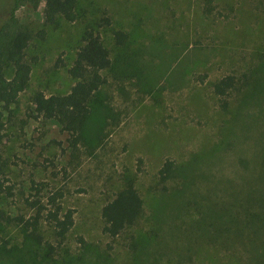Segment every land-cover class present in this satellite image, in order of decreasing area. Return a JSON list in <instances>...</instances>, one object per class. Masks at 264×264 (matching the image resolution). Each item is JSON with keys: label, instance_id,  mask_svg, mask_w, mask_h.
I'll list each match as a JSON object with an SVG mask.
<instances>
[{"label": "rangeland", "instance_id": "rangeland-1", "mask_svg": "<svg viewBox=\"0 0 264 264\" xmlns=\"http://www.w3.org/2000/svg\"><path fill=\"white\" fill-rule=\"evenodd\" d=\"M78 2L73 23L47 24V0L15 12L34 35L26 49L32 72L17 102L0 104V264L247 260L258 248L248 234L264 237V228L236 219L263 210L264 0H215L212 16L201 0ZM88 24H99L112 65L73 146L57 121L35 112L33 98L70 92L68 69ZM117 31L129 35L123 46ZM228 76L235 87L221 99L214 85ZM168 159L177 171L163 184ZM129 182L144 212L111 238L101 211ZM55 192L74 210L61 244L46 221L31 229L18 222L36 214L31 202L46 205ZM46 241L56 247L51 256Z\"/></svg>", "mask_w": 264, "mask_h": 264}, {"label": "trees", "instance_id": "trees-1", "mask_svg": "<svg viewBox=\"0 0 264 264\" xmlns=\"http://www.w3.org/2000/svg\"><path fill=\"white\" fill-rule=\"evenodd\" d=\"M41 1L0 0V12L4 15L3 20H0V104L3 110H9L17 102L20 94L27 89L32 72L31 65L26 61V49L34 35L29 28L19 25L15 12L22 5L31 3L38 6ZM201 1L205 14L212 16L215 11L213 5L215 0ZM47 2V24L59 20L73 23L80 17L78 0H47ZM104 21L106 24L110 23L107 19ZM97 27L99 24H88L84 28L81 43L68 69L69 75L75 80L70 92L51 97L38 92L33 98L35 112L46 119L57 121L72 137L73 146L80 142L84 127L90 119L91 99L106 83L102 72L112 65L110 51L105 46ZM115 41L123 46L129 41V35L117 31ZM9 70L12 72L11 76L7 74ZM233 87H235L234 78L228 76L215 83L214 92L222 99ZM1 117L2 111H0V120ZM176 171L175 162L171 159L166 160L159 171L160 181L163 184L169 182L176 176ZM61 198L63 194L55 192L48 197L46 205H38L37 201L31 202L30 205L36 210V214L29 219L20 217L18 222L31 229L39 227L42 221H46L58 243H63L74 226V210H66L59 201ZM261 203L263 210L259 209L255 214L236 217L240 223L245 224L244 228L249 227L253 222L259 228H264V202ZM143 212L144 200L135 184L129 182L103 206L101 211L103 232L111 238H117L127 229L134 227ZM231 214V211L227 213L229 216ZM33 234L41 239L35 232ZM246 238L251 246L258 248L248 254L247 260H241L240 264H264V237H256L249 233ZM46 244L48 256H51L56 251V247L49 241H46Z\"/></svg>", "mask_w": 264, "mask_h": 264}]
</instances>
